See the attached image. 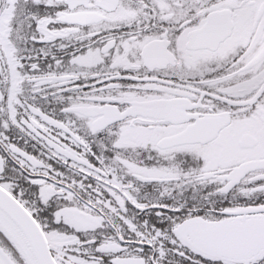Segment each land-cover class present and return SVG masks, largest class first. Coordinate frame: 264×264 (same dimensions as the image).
I'll return each instance as SVG.
<instances>
[{
  "label": "snow or ice",
  "instance_id": "1",
  "mask_svg": "<svg viewBox=\"0 0 264 264\" xmlns=\"http://www.w3.org/2000/svg\"><path fill=\"white\" fill-rule=\"evenodd\" d=\"M0 264H264V0H0Z\"/></svg>",
  "mask_w": 264,
  "mask_h": 264
}]
</instances>
